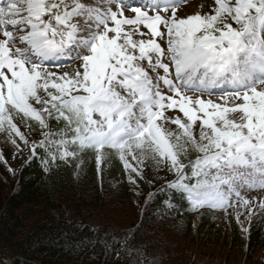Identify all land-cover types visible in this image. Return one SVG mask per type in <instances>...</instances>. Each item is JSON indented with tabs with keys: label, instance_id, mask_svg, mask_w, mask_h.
Masks as SVG:
<instances>
[{
	"label": "snow or ice",
	"instance_id": "1",
	"mask_svg": "<svg viewBox=\"0 0 264 264\" xmlns=\"http://www.w3.org/2000/svg\"><path fill=\"white\" fill-rule=\"evenodd\" d=\"M184 2L0 0V134L28 146L22 119L41 131L33 155L91 152L98 170L114 155L133 184L151 161L192 211L250 222L264 210L241 195L264 190V0H214L178 19ZM217 88V101L203 98Z\"/></svg>",
	"mask_w": 264,
	"mask_h": 264
},
{
	"label": "trees",
	"instance_id": "2",
	"mask_svg": "<svg viewBox=\"0 0 264 264\" xmlns=\"http://www.w3.org/2000/svg\"><path fill=\"white\" fill-rule=\"evenodd\" d=\"M3 147L0 264H237L239 257L249 264L264 257L262 227L242 233L232 208L233 220L219 209L192 211L167 187L172 173L154 183L131 174L133 184L114 155L101 171L91 152L53 163L49 151L37 148L8 188L5 160L12 162L17 148L6 135Z\"/></svg>",
	"mask_w": 264,
	"mask_h": 264
},
{
	"label": "rangeland",
	"instance_id": "3",
	"mask_svg": "<svg viewBox=\"0 0 264 264\" xmlns=\"http://www.w3.org/2000/svg\"><path fill=\"white\" fill-rule=\"evenodd\" d=\"M214 6H215L214 0H185V2L177 9V13H176L177 18L178 19H185V18H188V17L195 15L197 13H199L200 15L210 14V10ZM149 14L151 15L152 13L150 12ZM168 15L170 16L171 12H169ZM125 16H128L131 18L133 16V13H131L128 10H125ZM141 31H146V30L141 28ZM162 47H165V45L162 44ZM73 67H78V65H74ZM145 67H147L146 64H145ZM50 70H55V67L53 66L52 69H50ZM59 71L60 72H64V71L70 72V71H72V68L63 67V68H60ZM149 74L153 75L151 72ZM221 90L222 89L217 88L214 90L212 96H210V97L204 96L203 98L206 100L207 99H213L214 101H217L218 96H217V93H215V91H221ZM187 94L188 95H194L192 92H189ZM37 107H39V106H37ZM166 115L174 116V115H176V113L168 112V113H166ZM14 122L17 124L18 127H20L21 132L24 133V135L26 136V138L29 141V144H28V146H25L17 138V144L19 145V148H17V152L15 154L14 160L12 162L8 161L7 159L5 160V164L8 168V176L5 177V182H6L8 188H10L12 178H14L16 176L18 169L21 168V166L24 165L25 163L29 162L32 159V157L34 156L32 151H31V146L35 143H38L42 139V135H40V133H38L40 131H36L33 128L31 129V128L25 127L22 119H16ZM169 127H171L172 130H175L174 125H170ZM194 131L198 134L199 128L197 127L196 129H194ZM3 140H4V134H0V153H2V154H3V148H4L3 147ZM9 169H11V171H9ZM100 170L101 171L105 170L104 161L100 165ZM168 172L169 171L167 170L166 167L163 170H156L154 168L152 162L148 161L144 165V171L142 173V175H143L142 180H144L148 183H154L155 180L167 179L169 174L171 173V172H169V173ZM246 192H249V194H251L250 195L251 197L247 198L250 201H253V200L256 202L264 201V190L249 191L247 188H244L241 190V195H243ZM89 214L92 215V213H90V212H89ZM222 214H225V213H222ZM227 214H228V212L225 214V216H227L228 218H231L233 220L232 216L229 214H228L229 215L228 216ZM87 215H88V213H87ZM94 215L97 216V213H94ZM247 215H248V213L245 212V214L240 217V223L238 224L236 222L240 226V230L242 233H244V234L247 233V231L242 230V228L248 229V228H251L252 226H256V227L260 226L264 230V210H261L259 207H256L255 213L252 215L250 222L246 218ZM219 231H221V230H218V232ZM244 262H245V259L240 258V257L236 260L237 264H245ZM249 264H264V257L257 256Z\"/></svg>",
	"mask_w": 264,
	"mask_h": 264
}]
</instances>
